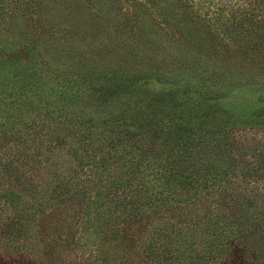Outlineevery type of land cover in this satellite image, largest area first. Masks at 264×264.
<instances>
[{
  "label": "trees",
  "instance_id": "1",
  "mask_svg": "<svg viewBox=\"0 0 264 264\" xmlns=\"http://www.w3.org/2000/svg\"><path fill=\"white\" fill-rule=\"evenodd\" d=\"M0 264H264V0H0Z\"/></svg>",
  "mask_w": 264,
  "mask_h": 264
},
{
  "label": "rangeland",
  "instance_id": "2",
  "mask_svg": "<svg viewBox=\"0 0 264 264\" xmlns=\"http://www.w3.org/2000/svg\"><path fill=\"white\" fill-rule=\"evenodd\" d=\"M245 140H246L247 142L250 141V136H249V135H246V136H245ZM246 141H245V142H246Z\"/></svg>",
  "mask_w": 264,
  "mask_h": 264
}]
</instances>
